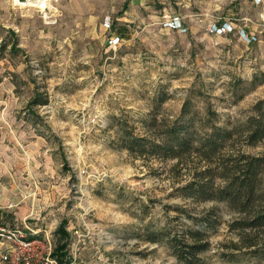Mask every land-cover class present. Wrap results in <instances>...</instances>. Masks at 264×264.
Wrapping results in <instances>:
<instances>
[{"label": "rangeland", "instance_id": "374dc122", "mask_svg": "<svg viewBox=\"0 0 264 264\" xmlns=\"http://www.w3.org/2000/svg\"><path fill=\"white\" fill-rule=\"evenodd\" d=\"M47 1L41 11L0 0V232L54 248L64 222L70 264H180L168 236L149 232L216 208L205 264H264L226 246L239 238L224 203L179 196L204 162L124 147L131 135L161 139L185 106L197 123L227 127L252 114L264 98V84H250L264 72V0ZM226 22L231 31H212ZM38 91L43 120L29 104ZM243 149L262 154L264 140ZM19 251L0 236V264H58L45 252L14 260Z\"/></svg>", "mask_w": 264, "mask_h": 264}, {"label": "trees", "instance_id": "16d2710c", "mask_svg": "<svg viewBox=\"0 0 264 264\" xmlns=\"http://www.w3.org/2000/svg\"><path fill=\"white\" fill-rule=\"evenodd\" d=\"M250 84L253 88L264 84V72L255 74ZM44 96L38 91L29 102L31 114L40 120L43 118L32 107L47 104ZM190 114L185 106L180 119L167 127L161 139L131 135L124 147L169 159L195 156L204 162L206 168L195 172L177 189L179 196L198 202L224 203L234 213L229 230L236 232L239 238L238 242L226 246H232L233 250L247 249L245 252L264 259V153L254 155L243 149L244 146H257L264 140V98L254 104L252 114L245 121L232 127L210 121L197 123L196 117ZM215 209L200 216L187 214L192 226L183 223L174 231L154 230L149 232L148 238L151 242H159L161 235L168 236L171 253L180 264H205L203 255L211 249V236L222 222ZM175 211L186 212L179 206ZM56 236L51 257L58 264H70V233L64 222L56 230ZM231 254L229 260L237 261L236 253Z\"/></svg>", "mask_w": 264, "mask_h": 264}, {"label": "built area", "instance_id": "2783aa9c", "mask_svg": "<svg viewBox=\"0 0 264 264\" xmlns=\"http://www.w3.org/2000/svg\"><path fill=\"white\" fill-rule=\"evenodd\" d=\"M167 26H172L174 28L180 29L183 32L186 31L180 19H169L167 21ZM231 30V26L227 22L224 24H214L212 27V31L216 33H222ZM242 36L249 42L256 38L254 35L250 37L246 33H243ZM0 235L4 237V239L9 243L15 244L20 248V251L15 253L14 260H18L19 258L23 257L26 263H31L32 261L38 260L39 258H44L42 256L43 252L48 255V259L51 255V252L53 251L52 244L41 239L24 240L21 239V237H18L15 232H11L10 230H6L4 228L2 229V232H0ZM3 258L8 259L9 256L6 254L3 255Z\"/></svg>", "mask_w": 264, "mask_h": 264}, {"label": "bare ground", "instance_id": "6f19581e", "mask_svg": "<svg viewBox=\"0 0 264 264\" xmlns=\"http://www.w3.org/2000/svg\"><path fill=\"white\" fill-rule=\"evenodd\" d=\"M16 4L21 5H33L41 9V11H46L49 7L47 0H14Z\"/></svg>", "mask_w": 264, "mask_h": 264}]
</instances>
